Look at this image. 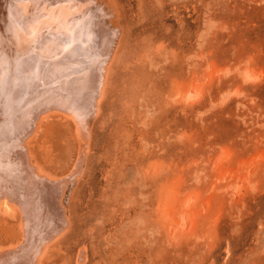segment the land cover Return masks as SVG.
<instances>
[{"label":"rangeland","instance_id":"374dc122","mask_svg":"<svg viewBox=\"0 0 264 264\" xmlns=\"http://www.w3.org/2000/svg\"><path fill=\"white\" fill-rule=\"evenodd\" d=\"M107 1L122 32L76 175L71 121L30 138L68 178L44 264H264V0Z\"/></svg>","mask_w":264,"mask_h":264},{"label":"bare ground","instance_id":"6f19581e","mask_svg":"<svg viewBox=\"0 0 264 264\" xmlns=\"http://www.w3.org/2000/svg\"><path fill=\"white\" fill-rule=\"evenodd\" d=\"M112 15L107 0H0V224L18 219L0 264H44L70 225L68 178L32 153L30 138L50 117L71 121L76 175L122 32Z\"/></svg>","mask_w":264,"mask_h":264}]
</instances>
